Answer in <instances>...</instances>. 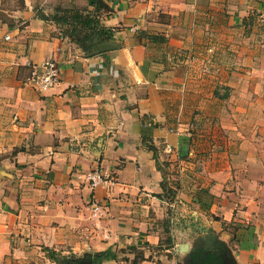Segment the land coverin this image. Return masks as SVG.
Listing matches in <instances>:
<instances>
[{"label":"crops","instance_id":"0c3cea01","mask_svg":"<svg viewBox=\"0 0 264 264\" xmlns=\"http://www.w3.org/2000/svg\"><path fill=\"white\" fill-rule=\"evenodd\" d=\"M57 1L91 15L92 48L36 0H0V264H190L208 234L222 264H264V0ZM196 61L224 92L177 107L207 78ZM95 168L115 183L91 192Z\"/></svg>","mask_w":264,"mask_h":264},{"label":"rangeland","instance_id":"374dc122","mask_svg":"<svg viewBox=\"0 0 264 264\" xmlns=\"http://www.w3.org/2000/svg\"><path fill=\"white\" fill-rule=\"evenodd\" d=\"M36 4H37L36 7H38V12H41L40 13L41 15H42V13L46 12L50 17H52L54 14L58 15V16H62L63 19H61L60 22L57 23L59 25L58 27H59V29L64 30V31H67V30L68 31L71 30L73 32L75 31L74 40L76 39V40L80 41L85 35L84 32H87V30L91 31V29L89 27L88 28L86 27V26H88L87 24L84 25L85 27L79 26L77 28V30H72V28H73L72 24L75 23L73 21L72 15H76V14H72V13H76L77 11L82 10V9H84V7L79 6V7H72L71 8V6L67 5L68 3H62L63 6H61V4H55V0H50V2L48 1V3H44V4L41 3V4H43V6H40L39 2H37V0H36ZM78 14H81V17H82L81 21H84V22L87 20V17L91 16V15L86 16V14H83L80 12ZM92 15L95 16V14H92ZM88 19L92 21V18H88ZM195 63H196V65L194 64V66H191L190 69H186L185 71L189 72L191 75H195V76H198V75H204L205 76V74H206L207 78H205V80H203L202 83H200V84L199 83H191L188 85L190 88V89H188L190 92V96L188 97L187 100H186L185 95L182 91H179L178 89L176 91H171L170 95H171V99L173 100L171 102H173V105L174 104H175V106L177 105V107L179 104H183L184 101L193 102L196 105L199 104L200 100H198V102H196L197 99L194 98L195 94H193V93L195 91H199L200 88L203 91H207L209 93L213 92L214 96L217 95L218 92H222V93L224 92L223 90L225 88L221 84L217 83L215 81V79L213 78V76H214L213 74L217 73V71H214V68H209V67L205 68L203 66H200L198 61H196ZM182 72L184 73V71H182ZM178 86H180V85H178ZM174 95L177 97H175ZM230 101L228 100L229 103L225 102V106L227 104H231ZM215 102H216L215 99L209 100L210 108H214V107L217 108L220 105L221 106L224 105V104L217 105ZM219 117H221V116H219ZM221 120H222V118H221ZM219 121H220V119H218L216 116L209 115L201 123L202 124L201 126H205L206 128H209V127L212 128V126H216L217 128L218 127L220 128L221 124L219 123ZM212 131H216V129H213ZM201 135H202V132H201Z\"/></svg>","mask_w":264,"mask_h":264},{"label":"built area","instance_id":"2783aa9c","mask_svg":"<svg viewBox=\"0 0 264 264\" xmlns=\"http://www.w3.org/2000/svg\"><path fill=\"white\" fill-rule=\"evenodd\" d=\"M31 66V81L38 90H47L55 85L59 78V68L54 58L47 59L40 65L31 64ZM78 177L91 192L102 183L110 186L115 183L113 175L110 172L99 168L79 174ZM90 205L92 206L93 215L99 216L102 208L101 205L97 202H90Z\"/></svg>","mask_w":264,"mask_h":264},{"label":"trees","instance_id":"16d2710c","mask_svg":"<svg viewBox=\"0 0 264 264\" xmlns=\"http://www.w3.org/2000/svg\"><path fill=\"white\" fill-rule=\"evenodd\" d=\"M78 13L76 15H72L73 21L75 22L72 24V30H77L79 26L85 27V24L88 25L91 31L84 33V37L80 41H77L80 42V44L86 42L88 45H86L87 47H85V49H90L95 44V37L97 36L99 39L102 35V32L100 29L96 28V25H91L92 21L88 18L85 22L81 21V14ZM42 17L44 19H48L45 15H42ZM224 260L225 259L222 253H215L209 249H205L204 247H197L190 252V264H222Z\"/></svg>","mask_w":264,"mask_h":264},{"label":"water","instance_id":"95a60500","mask_svg":"<svg viewBox=\"0 0 264 264\" xmlns=\"http://www.w3.org/2000/svg\"><path fill=\"white\" fill-rule=\"evenodd\" d=\"M97 40H98V38L96 36L95 39H94V42H96ZM205 239H206V246H207L205 249H208V248L211 249L210 248L211 247V242H213L212 235L208 234L205 237ZM79 264H90V260H80Z\"/></svg>","mask_w":264,"mask_h":264}]
</instances>
